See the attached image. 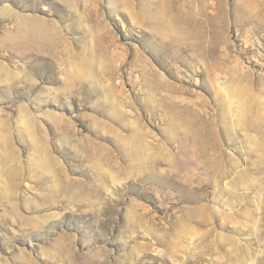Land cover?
<instances>
[{
    "label": "rangeland",
    "instance_id": "374dc122",
    "mask_svg": "<svg viewBox=\"0 0 264 264\" xmlns=\"http://www.w3.org/2000/svg\"><path fill=\"white\" fill-rule=\"evenodd\" d=\"M0 264H264V0H0Z\"/></svg>",
    "mask_w": 264,
    "mask_h": 264
},
{
    "label": "bare ground",
    "instance_id": "6f19581e",
    "mask_svg": "<svg viewBox=\"0 0 264 264\" xmlns=\"http://www.w3.org/2000/svg\"><path fill=\"white\" fill-rule=\"evenodd\" d=\"M149 16H147V19H148V23L149 24H151V25H153L156 29V31L158 32V31H160V32H162V31H164V27H163V25L161 24V20H160V18H157L156 16H158V14H153V12L152 11H150L149 12V14H148ZM183 18V17H182ZM181 19H179V21L178 22H182L183 24H185L186 26H187V29H188V31H190L193 27H197V26H194V24H193V21H190V19L189 18H183V20L182 21H180ZM158 28V29H157ZM189 34H191V35H194L195 33H193V32H191L190 31V33L188 32V35ZM201 46V45H200ZM199 45H198V47H197V49L199 50V51H202L201 50V47H200ZM192 47V46H191ZM193 47H195V46H193ZM193 49V48H192ZM194 49H196V47L194 48ZM193 49V50H194ZM197 50V51H198ZM39 65V64H38ZM9 139V138H8ZM133 146V145H132ZM13 147V146H12ZM130 147V146H129ZM132 148V147H131ZM13 151H14V149H13ZM134 151V150H133ZM14 153H15V151H14ZM135 153V152H134ZM137 153V152H136ZM138 154V153H137ZM137 157H139V156H137ZM139 158H141V157H139Z\"/></svg>",
    "mask_w": 264,
    "mask_h": 264
}]
</instances>
